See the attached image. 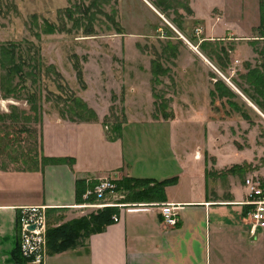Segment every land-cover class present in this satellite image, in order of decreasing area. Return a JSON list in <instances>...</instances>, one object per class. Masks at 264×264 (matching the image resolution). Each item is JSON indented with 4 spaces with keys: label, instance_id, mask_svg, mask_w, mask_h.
<instances>
[{
    "label": "crops",
    "instance_id": "0c3cea01",
    "mask_svg": "<svg viewBox=\"0 0 264 264\" xmlns=\"http://www.w3.org/2000/svg\"><path fill=\"white\" fill-rule=\"evenodd\" d=\"M138 1L145 4L159 20L152 28L154 33L163 30L161 39L166 42L162 44L167 47L162 51L164 56L169 50L175 53L173 44L176 43L197 47L194 50L214 70L211 72L213 83L209 96L214 83L221 80L236 96L231 101L237 106L238 112L225 99L215 100L223 101L240 118L249 122V116L243 111L245 108L261 113L234 85L236 80H231L235 88L225 80L231 63L228 53H236L234 46L223 47L228 54L225 72L220 71L214 61L206 58L201 49L206 43L222 47L224 40L236 43L244 41L249 47L264 41L248 34L251 29H257L259 14L254 15L249 25L243 24L241 27L229 17L230 20L224 25L212 28L208 22L209 13L223 11L221 13L225 15H234L238 10L240 13L241 1ZM192 23L197 26L199 37L189 34L188 25ZM239 29L246 30L245 34H239ZM128 35L146 34L137 32ZM249 52L256 56L255 50V54L252 49ZM251 63L249 58L245 60V64L254 68L255 65ZM246 71H238V78ZM240 82L243 81L240 79ZM240 98L243 99L242 105L236 102ZM86 104L95 111L96 121L73 122L50 117L42 123L36 161L41 158H69L72 159L71 164L40 166L37 163L32 167L33 170H29L31 160L25 156L26 150L20 152L16 145L7 141L0 145V264H17L12 252L18 247L17 217L20 208L46 207L47 212L55 211L62 217V222L67 223L78 218L76 211L87 208L83 205L93 204L87 202L89 197L85 195L97 183L112 179L115 184L122 178L153 182L175 178L176 181L165 188V200L160 203H123V196L115 192L119 199L112 204L120 206H117L115 215L117 221L101 232L90 235L73 249L47 254L43 264H264V231H260L255 239L249 237L244 225L247 210L240 205L247 194L245 179L254 178L264 184V162L256 160L255 153L248 157L242 153L246 159L241 163L217 166L208 162L196 173H191L185 168L184 161L178 159L173 146L171 128L177 124V119L122 121L120 133L114 137L108 136L102 129L105 113L95 110L89 102ZM192 118L189 120L194 123ZM200 158L196 151L193 159L198 161ZM233 166L241 167L242 171L223 174ZM212 167L216 171L215 177L209 173ZM241 175L244 178L239 180ZM191 178L193 181L185 182V179ZM76 180H83L87 188L96 183L93 189H86L82 203L76 200ZM94 203L99 204V201L95 200ZM161 204L179 206L176 227L168 228L162 223L159 212Z\"/></svg>",
    "mask_w": 264,
    "mask_h": 264
},
{
    "label": "rangeland",
    "instance_id": "374dc122",
    "mask_svg": "<svg viewBox=\"0 0 264 264\" xmlns=\"http://www.w3.org/2000/svg\"><path fill=\"white\" fill-rule=\"evenodd\" d=\"M240 1V13L239 10L234 15H225L223 11L209 13V25L212 28L224 25L229 17L239 26L249 25L254 15L259 14V0ZM113 12L114 22L125 28L122 34H116V26L110 20ZM45 22L59 31L42 34L40 29ZM157 22L149 8L138 0H0V46L16 45V62L25 74L14 81L17 89L14 97L0 95V115L15 116L14 121L0 122V128L8 131L10 138L19 140L20 144L14 145L20 152L34 154L38 151L43 121L50 117L73 121L66 107L78 97L105 113L102 129L108 136L115 137V127L126 120L177 119L171 128L173 146L178 159L184 161L191 173L208 162L217 166L241 163L246 159L242 153L247 157L255 153L256 160L264 162V114L245 108L249 122L223 101L211 103L208 93L213 83L212 67L197 54L194 50L197 47L185 43L173 44L175 53L169 50L164 56L163 30L154 33L152 28ZM196 29L195 24L188 25L189 34L199 37ZM245 31L240 30L239 34ZM137 32L146 35H128ZM248 34L258 38L256 30L251 29ZM235 43L226 40L221 43L224 48L234 46L236 50L228 53L231 63L225 79L233 87L231 80L241 83L237 74L246 70V59L255 67L264 63V56L259 53L264 50L263 41L251 47L244 41L237 42L238 46ZM250 49L253 53L255 50V57ZM157 58L168 69V74L159 79L160 84L153 83L151 74L152 61ZM240 99L236 100L238 105H242ZM160 102L166 108L165 119L156 111L155 104ZM33 107L37 114L32 112ZM22 128L29 132L20 133ZM196 151L201 156L198 161L193 159ZM209 173L216 175L213 167ZM118 199L116 193L107 195L104 203L112 204ZM96 211L81 209L76 211V217H88Z\"/></svg>",
    "mask_w": 264,
    "mask_h": 264
},
{
    "label": "trees",
    "instance_id": "16d2710c",
    "mask_svg": "<svg viewBox=\"0 0 264 264\" xmlns=\"http://www.w3.org/2000/svg\"><path fill=\"white\" fill-rule=\"evenodd\" d=\"M259 24L257 27L258 38L264 40V0H259ZM115 12V11H114ZM110 20L116 26V34H122V28L114 22V13ZM36 26V23L34 22ZM42 34H52L55 31H59L56 27H53L46 22L41 27ZM87 32H91L87 29ZM254 44V43H253ZM255 45V44H254ZM264 45V41H263ZM167 49V47H166ZM204 55L210 61H214L220 68V71L225 72L226 62H228V54L223 47L215 44L206 43V46H202ZM264 56V50L259 52ZM17 50L16 45L9 43L8 45L0 46V95L2 98L14 97L16 95V85H14L15 79L23 78V67L16 62ZM226 61V62H225ZM161 58H157L152 61L151 74L154 84H160V78L168 74V69L162 67ZM246 65V73L240 76L243 84L247 86L244 88L242 84L234 81V85L244 93L245 96L257 107V109L264 114V63L260 66L251 68ZM80 80V74L77 75ZM213 91L210 92L211 102L218 99H225L226 103L238 112L237 106L231 101L236 96L226 87L223 81L217 80L213 85ZM153 97L157 98V95L153 93ZM72 103V104H71ZM70 106L66 107L67 112L72 116L71 119L80 122H88L95 119L94 112L87 106V104L78 97H75ZM155 104L156 111L160 116L165 119L168 115L166 108L162 105ZM65 110V111H66ZM32 112L37 114V109L32 108ZM245 119H248L244 115ZM15 120L14 115L3 116L0 115V122L6 120ZM115 137L120 133V124L115 127ZM20 133L29 132L27 129H21ZM2 138V139H1ZM4 139V140H3ZM7 141L12 145H19L20 142L15 137L10 138L9 132L0 128V141ZM27 158L31 160L30 169L37 165L44 166L46 164H71L72 159L69 158H41L37 160V153L25 154ZM35 158V159H34ZM27 164V163H26ZM242 171L239 166H233L225 173L235 174L237 171ZM176 181L175 178L164 180L162 182H153L150 180H140L133 178H122L115 182V192L123 196V203H160L165 200V188L172 185ZM96 183L88 186L85 185L83 180H76L75 191L76 200L78 203L84 202L82 196L86 193V189H93ZM87 202H95V197L87 198ZM117 213V207H104L98 209L95 213L90 214L88 217H82L72 220L67 223L60 224L62 217L57 215L55 211L46 212L47 217V230H46V252L48 255L62 253L66 250L73 249L87 239L90 235L101 232L106 226L113 222V217ZM12 258L17 264H30L29 260L23 258L19 252L18 247L12 252Z\"/></svg>",
    "mask_w": 264,
    "mask_h": 264
},
{
    "label": "built area",
    "instance_id": "2783aa9c",
    "mask_svg": "<svg viewBox=\"0 0 264 264\" xmlns=\"http://www.w3.org/2000/svg\"><path fill=\"white\" fill-rule=\"evenodd\" d=\"M247 189L246 199L240 203L246 207L244 225L247 234L255 239L260 231H264V184L254 178L244 180ZM114 180L100 181L92 191L85 195L87 198L94 195L96 201L101 204H87L84 207H120L117 204L104 203L107 195L115 194ZM162 223L168 228H174L178 224L179 206L174 204L159 205ZM47 208L46 207H22L17 217L18 249L21 256L29 260L30 264H43L46 252V230H47ZM113 222L117 219L114 216Z\"/></svg>",
    "mask_w": 264,
    "mask_h": 264
}]
</instances>
